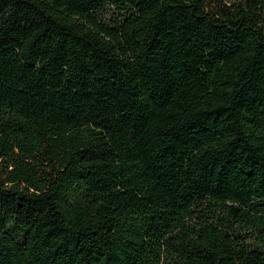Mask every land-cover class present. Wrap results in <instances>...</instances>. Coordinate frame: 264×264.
<instances>
[{
    "label": "trees",
    "instance_id": "1",
    "mask_svg": "<svg viewBox=\"0 0 264 264\" xmlns=\"http://www.w3.org/2000/svg\"><path fill=\"white\" fill-rule=\"evenodd\" d=\"M0 264H264V0H0Z\"/></svg>",
    "mask_w": 264,
    "mask_h": 264
},
{
    "label": "rangeland",
    "instance_id": "2",
    "mask_svg": "<svg viewBox=\"0 0 264 264\" xmlns=\"http://www.w3.org/2000/svg\"><path fill=\"white\" fill-rule=\"evenodd\" d=\"M227 3H232L234 1H237V0H225Z\"/></svg>",
    "mask_w": 264,
    "mask_h": 264
}]
</instances>
